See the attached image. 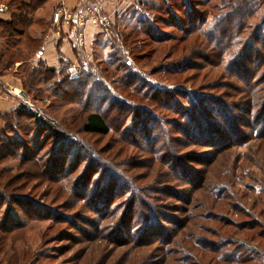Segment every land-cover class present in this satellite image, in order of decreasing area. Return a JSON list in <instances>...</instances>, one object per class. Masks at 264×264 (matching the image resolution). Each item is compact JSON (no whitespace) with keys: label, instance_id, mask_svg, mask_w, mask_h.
<instances>
[{"label":"rangeland","instance_id":"obj_1","mask_svg":"<svg viewBox=\"0 0 264 264\" xmlns=\"http://www.w3.org/2000/svg\"><path fill=\"white\" fill-rule=\"evenodd\" d=\"M0 1L8 8L11 0ZM125 1L109 13L107 0L109 23L96 26L79 62L57 66L69 80H89L88 106L115 119L107 137L82 133V108L60 102L52 81L30 91L23 85L40 37L30 53L0 58V99L42 121L31 115L19 126L9 117L0 123V229L25 227L19 240L0 232V264H264V0ZM206 1L211 9L202 7ZM50 8L34 14L30 36L45 32ZM204 11L205 34L212 26L226 34L228 26H246L227 63L175 77L192 68L191 42L209 46L198 32L178 31ZM9 75L20 84L6 81ZM157 90L170 92L171 109H160ZM49 126L59 128L62 143Z\"/></svg>","mask_w":264,"mask_h":264},{"label":"trees","instance_id":"obj_2","mask_svg":"<svg viewBox=\"0 0 264 264\" xmlns=\"http://www.w3.org/2000/svg\"><path fill=\"white\" fill-rule=\"evenodd\" d=\"M47 1L48 0H11V1H9L8 8L10 6L9 12L11 14V19H10V21H5V20L0 19V31L2 33V34H0V41L2 40V41H5V43H6V46H3V48H0L1 49L0 54H2V56L0 55V58H2L6 53H9V52L13 53L10 56H13L15 52L17 53V55L19 54L21 56L25 52L28 54L32 51L33 45L35 43H37L38 41H37V39H34V38L32 39L26 30L29 27H31V25L35 24L34 23L35 18H33L34 14L36 12L38 13L43 8L44 4ZM226 2H225V0H222L223 5H224V3H226V5L230 4L229 2H231V1L226 0ZM202 7H205V9L210 8L209 4L207 5V1L205 2V4L202 3ZM131 9H132V7L130 6V8L128 10H131ZM208 15H210V13H207V12L205 13V11H204L202 14L203 18L202 19L199 17L195 18L197 20L196 21L194 20L195 22L193 24H191V26H189L187 28L186 27H183V28L178 27V31H181L180 33L184 34V37H186V35H187L188 38H190L191 36H193L194 33L198 32L199 37H203L208 42L209 46L202 47L204 44L200 43L199 39H196L193 42H191V45L189 46V60L188 61L190 62V67H192V68H188V71H185V70L184 71L183 70L178 71L175 77H178V78L183 77L185 74H187L190 71L201 72L204 69H206L207 67L216 66V64L219 62L220 63L222 62L223 64H224V62L227 63L226 58H227L228 53L230 52L229 47H232L231 42L233 40H235L236 38L238 39V37L240 36L239 34L241 33V30L246 26V23L243 25L241 24V26L238 25L236 28L234 26H232L233 27L232 30H230L229 29L230 26H228V28H227V32L229 31L228 34H226L223 30H220V28H219V32L217 33L216 31H214V27L212 26L209 29V33L205 34L204 32H202V29L200 27L205 25V24H203V19H207ZM221 18H222V16L218 17L217 22H219L221 20ZM200 20H201V22H200ZM257 26L258 27L253 31L251 38L256 39L255 38V34H256L255 32L257 29L259 32V25H257ZM49 29H51V27L47 28L45 30V33ZM234 29H235V31H234ZM144 30H145L144 33L148 37H152V35L149 34L148 29L146 30V28H144ZM222 32L224 33V35L222 34ZM113 33L115 34L114 31H113ZM200 33H202V35ZM225 34H226V37H225ZM117 35L118 34H116V37H117ZM224 37L228 40L226 43H225ZM168 41H172V39L155 41V43L163 45V44L167 43ZM240 42H241V40H240ZM250 42L248 41V45H250ZM244 43H245V41H244ZM177 44L179 47H181L182 46L181 40H179L177 42ZM21 46L25 47L24 48L25 51H21V49H22ZM209 47L211 48V50H209ZM181 49L184 52L187 50V46L185 45ZM169 50L175 51L176 47L175 46L171 47V48H169ZM209 53H210V55H209ZM248 53H249V51L248 52H241L240 55L244 54L245 57L247 58L250 56V53L249 54ZM236 54L237 53H235L234 55H236ZM61 63L62 62H60V64ZM23 65H22V67H24ZM25 65H26V62H25ZM27 67L29 69H31V71L29 73L27 71L28 69L26 70L27 74H26L25 82L23 81V85L26 87L27 90L30 91V90L34 89L36 87V84H38V83H42L43 85H46V84H50V82L52 81V88H54L53 90L51 89L52 93L56 95L55 97L60 102L75 104V105H78L82 108V111L79 114L80 116L78 118H76V120H78L77 123H79V128L81 129L83 134L90 135V136H97V137H107L110 135V133L113 130V126L111 125V122H115V119H112L113 115L109 111H106L104 114H101L98 111L92 110L88 106L89 101H91V99H92V94H88V91H86L84 88L87 85V82H89V80L87 78L82 77L80 79L69 80V76L64 77V75L59 72L57 67L49 66L43 60H40L35 66L33 64H31L29 66L27 65ZM168 72H169V70H168ZM169 73L172 74L171 71ZM59 75L61 78L56 79ZM178 83H181V82H178ZM154 94H156L158 96H159V94H162L160 96L161 100L159 103L160 109H164V108L165 109H171V106H173V104H171L172 103L171 102L172 97L170 96L169 91L157 90ZM177 94L179 95V93H177ZM145 100L148 103L154 102V100L152 98H145ZM86 101H87V103H86ZM244 102H246V103H243V102L242 103L245 105V107L249 108L248 107V106H250L249 100H246ZM162 103L164 105H161ZM153 107L157 108L155 106H153ZM193 107H194L193 112L196 111V113H197V112L204 111V109L202 107H200V109L196 106H193ZM22 109L20 108L19 110L17 109L16 111L2 114L0 116V123L3 122L4 117H9L10 119L13 118V120H11V123H12L11 125L14 124V120H15L16 125L19 126V125H22L21 124L22 119L29 118L31 115H33L32 119L36 118L38 121L42 122L41 117H39L36 113L30 112L28 109L25 110L24 107H22ZM24 111L26 113H23ZM262 112H264V111H262ZM109 113L111 115H109ZM144 114H147L146 111H144ZM189 115L190 114H188V116ZM207 117H208V115H207ZM125 118H126V115L125 116L121 115V114L119 115V119H121V122L125 121ZM145 120H148V118ZM126 122L127 121H125L123 123L124 125L122 126V128L127 125ZM77 123H75V125ZM132 123H134V121H132ZM54 127H56V126H54ZM18 128H21V126ZM58 129L59 128H57L55 130V129H53L52 126L48 127V130L50 131L49 133L51 134V136L57 141L60 140L59 143H62L64 141L62 139L63 134H58L57 133ZM94 215L100 216L97 213H95ZM27 217H28V220L30 222L36 221L38 218L37 214L27 215ZM102 218L103 217H101V219ZM54 220H56V222H59V224H60V219L56 218ZM3 227H5V226H3ZM3 227H2V229H3ZM2 229H0V232H3V233L9 232L12 235H15L14 238L16 240H19L16 236H19V234L21 233L22 230L25 229V227H23L22 224H17L14 227V230L9 231V229H8L6 232ZM16 259H17V261H19V257H17ZM7 263L18 264V262H15L13 260V258H11L9 261H7Z\"/></svg>","mask_w":264,"mask_h":264},{"label":"crops","instance_id":"obj_3","mask_svg":"<svg viewBox=\"0 0 264 264\" xmlns=\"http://www.w3.org/2000/svg\"><path fill=\"white\" fill-rule=\"evenodd\" d=\"M91 2L92 0H48L44 4L43 8L44 7L49 8V6L51 5L50 9L52 10V12H51L50 20L48 24L45 26V28L46 29L49 27H51L52 29L54 28V24L52 23L53 16L60 9L64 8L69 11H74L75 9H80V8L83 9V8H87L88 4H90ZM124 2L126 1L124 0ZM120 3L123 4V0H110V2L107 5L109 13H115L116 11H118L119 8L122 7V6L120 7L121 5ZM129 7H130V4L128 5L126 9H128ZM0 19L5 20V21H10L11 19V14L7 6L2 3H0ZM45 28H44V31H45ZM65 32H66V29H64V33L60 39H56L50 43L45 41V37H46L45 32L37 33V35L35 34L34 37L31 36L34 39H37L36 37L41 38V47L36 52V54H34L32 61L36 62L37 64V62H39L40 60H43L49 66H52V67H57L62 61H71V63L79 62L77 59L79 56L78 54L79 52H82V51H79L73 46V44H71V42L66 37ZM98 32L99 30H97L96 26L92 24L87 26L86 28L87 44L89 45L91 44L93 37ZM4 79L6 81L13 83L14 85L20 84L19 80L16 79V77H14L13 75L5 76ZM15 102L16 101H13V100L3 101L0 99V115L14 111L17 107V103Z\"/></svg>","mask_w":264,"mask_h":264},{"label":"built area","instance_id":"obj_4","mask_svg":"<svg viewBox=\"0 0 264 264\" xmlns=\"http://www.w3.org/2000/svg\"><path fill=\"white\" fill-rule=\"evenodd\" d=\"M106 1L92 0L87 8L75 9L74 11L64 8L60 9L54 14V28L46 35L45 41L50 43L56 39H60L64 33V29H66L65 34L71 44L79 51H86L88 48L86 37L87 26L92 24L100 27L109 23V17L104 14ZM6 92L8 96H13L9 89Z\"/></svg>","mask_w":264,"mask_h":264}]
</instances>
